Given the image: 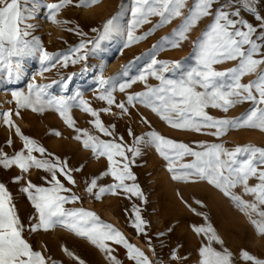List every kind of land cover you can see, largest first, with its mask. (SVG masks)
Listing matches in <instances>:
<instances>
[{
  "label": "rangeland",
  "instance_id": "obj_1",
  "mask_svg": "<svg viewBox=\"0 0 264 264\" xmlns=\"http://www.w3.org/2000/svg\"><path fill=\"white\" fill-rule=\"evenodd\" d=\"M58 2L59 0H39L41 7L37 9L35 18L28 21L35 25L33 35L40 38L44 50L57 54L71 55L70 49L83 41L86 48L81 54H86L87 59L75 64L69 62L67 67L55 62L54 67L46 64L48 71H43L38 56L26 59L18 78L15 71L9 76L6 69H0V150L9 157L19 151H25L26 154L23 148L24 141L17 135L15 127L3 122L2 114L10 112L11 120L20 128L21 133L46 150L43 155L33 152L34 156L38 159L66 161L67 169L72 170L71 175L75 184L68 183L64 176L58 173V179L66 188L71 189L62 195L70 197L74 194L80 198L75 202L66 203L65 209L83 208L94 212L100 221L111 224L129 243L143 251L151 264H199L201 260L199 250L207 246L209 240L204 233H197L194 229L208 225H211L222 241V243L212 241L211 247L216 251L223 252L226 249L231 253L232 264H251L242 258L243 251L264 260V235L257 232L250 222L249 214L241 211L231 197L225 196L207 180L196 176H191L187 180L173 179L174 175H182L185 171L181 165L191 163L194 157L185 155L183 158H176L174 153L170 152L169 155L174 160V170L169 171V161L160 155L154 144L144 142L147 140V134L155 131L168 139L187 144L194 151H202L199 147L201 142L223 143L229 150L249 144L264 148V131L251 128L233 129L217 138L206 134L214 131L212 129H204L202 132L175 129L144 104L127 103L129 95L147 90L144 82L137 81L124 92L119 91L120 83L130 82L147 67L154 52L153 46L160 44L162 38L169 36L181 23L182 17L156 28L151 35L130 47H124L134 0H99V3L91 7H78L80 0H72V3L62 8L57 15V19L62 23L54 24L47 19V9L43 5ZM191 5L192 0H189V6ZM258 10L264 13V4H259ZM184 11L187 13V8ZM243 15L250 22L256 23L251 14L245 12ZM113 16H118L123 34H114L110 39L101 41L100 47L94 50L95 41L103 32L104 23ZM159 20L158 16L149 17L147 23L136 29L135 35L143 36L148 33ZM209 22L210 18L203 19L180 47L166 46L163 50L155 51L156 59L183 61L186 66L192 64V42L200 36ZM236 64V61H228L216 65V68L224 71L235 67ZM126 65L127 76L118 75ZM101 74L105 79L116 77V90L112 93L116 103L111 106L106 101L98 99L102 92L98 83ZM69 76L71 80L67 79ZM256 78L255 73L245 75L242 83H248ZM62 80L68 84L66 89L59 83ZM53 81L58 83H52ZM33 82L38 85L51 84L48 91L56 96H74L77 92L81 93L83 99L99 112L102 123L112 130L114 135L105 136L97 130L91 123L94 117L80 107H73L70 111L75 127H69L53 109L35 112L31 108H18L12 92L18 90L27 92L28 84ZM147 85L155 87L159 85V81L149 76ZM107 87L106 85L105 88ZM121 102L128 108L127 113H123L116 106ZM109 107L110 111H102ZM252 107V102L246 101L230 107L226 113L211 107L206 111L214 118H236ZM76 129L86 130L89 135L100 140L115 141L126 148L140 149V154L135 156L132 152L126 151L129 161H132L130 168L135 180H127L125 183L138 185L143 194L142 198L117 190L115 195L106 192L100 199H96L94 194L86 191V187L94 178L97 180V187L93 193L98 192L101 187H109L116 181L110 173L103 175L109 171L107 157L95 154L90 147L85 148L83 140L87 137L81 133V139H76L78 135ZM57 132L59 135L54 134ZM141 137L144 141L136 144V138ZM50 176V173L35 167L24 173L15 165L10 168L0 165V183L5 185L26 229L29 223H34L38 219V214L21 188L29 181L36 186L50 187ZM16 177L22 179L17 181ZM256 183L258 181L255 178H250L249 186H255ZM231 192L246 202L252 203L255 200L254 195L244 192L243 185L231 189ZM134 208H139L140 216L145 221L144 231L140 233L133 226ZM260 210H264V206H260ZM252 218L259 217L252 214ZM24 237L34 250L42 252L48 264H80V261L84 264H113L107 252L93 245L88 239L79 237L59 225L48 231L26 230ZM106 243L112 249L111 255L115 256L120 264H135L134 260L129 259L127 249L123 245L113 241ZM65 249L73 253V256H69ZM173 253L178 258L173 259Z\"/></svg>",
  "mask_w": 264,
  "mask_h": 264
},
{
  "label": "snow or ice",
  "instance_id": "obj_2",
  "mask_svg": "<svg viewBox=\"0 0 264 264\" xmlns=\"http://www.w3.org/2000/svg\"><path fill=\"white\" fill-rule=\"evenodd\" d=\"M71 3L72 0H59L58 3L44 4L43 7L47 9V19L54 24L62 23L57 19V15L62 8ZM97 3L99 0H80L77 6L91 7ZM259 4H264V0H223V2L192 0L191 6H189V0H134V6L131 9L132 19L127 26L124 47H130L133 43L145 39L156 28L170 23L175 18L182 17V20L169 36L162 38L160 44L153 46L154 52L147 67L130 82L119 84L121 92L137 81H142L146 85L145 92L129 95L127 103L144 104L172 128L194 132L212 129L214 131L206 134L217 138L233 129L251 128L264 131V68H262L264 66V13L258 10ZM40 7L39 0H0V69H6L9 76L15 71L18 78L24 61L37 56L43 71L49 70L45 67L46 64L54 67L55 63H61L67 67L69 62L75 64L87 59L86 54H81V51L86 48L83 41L77 47L70 49L71 55L44 50L40 38L33 35L35 25L28 23L35 18L36 11ZM186 8L187 13L184 11ZM245 12L252 15L255 24L245 18L243 15ZM151 16H158L159 23L143 36L135 35L136 29L147 23ZM205 18H210V22L200 36L192 42V64L186 66L183 61L156 59L155 51L163 50L166 46L180 47L189 39V33ZM93 31L97 30L93 29ZM114 34H123L118 23V16H113L104 23L103 32L95 41L94 50L100 47L101 41L110 39ZM228 61H236L237 64L224 71L217 70L216 65ZM254 73L257 74L255 80L242 83L245 75ZM127 74L128 66L126 65L118 75L127 76ZM149 76L158 80L159 85L148 86ZM67 79L71 80V76ZM115 80L116 77L105 79L103 74L98 78L102 89L98 99L106 101L109 106L116 103L112 94L116 90ZM52 83H58V81ZM59 83L65 89L68 87L63 80ZM106 85L107 88H105ZM51 86V84L29 83L27 92L13 91L12 97L18 108H31L35 112H43L46 109L55 110L69 127H75V121L70 115L71 109L80 107L94 117L91 123L97 130L105 136L114 135V132L102 123L99 112L83 99L81 93L77 92L74 96H56L48 91ZM246 101L252 102L253 107L236 118H214L206 111L211 107L226 113L230 107ZM116 106L123 113L128 112L123 102ZM102 111L108 112L110 107ZM2 116L3 122L10 127H15L17 135L23 139L26 154L25 151H19L9 157L0 150V165L4 168L15 165L24 173L32 167L43 169L51 174L49 180L51 186H36L29 181L21 188L38 214V219L34 223H29L26 229L11 202V196L5 185L0 183V264H48L42 252L34 250L25 239L24 232L26 230L28 232L48 231L58 225L79 237L88 239L93 245L107 252L113 264H120V261L111 255L112 249L106 241L123 245L127 249L129 259L134 260L135 264H151L143 251L129 243L124 235L111 224L100 221L94 212L83 208L65 209L66 203L80 199L74 194L70 197L62 195V193L70 192L71 189L66 188L58 179V173L63 175L68 183L75 184L71 175L72 170L67 169V162L58 159L56 161L38 159L33 152L43 155L46 150L21 133L20 128L16 127L11 120L10 112L3 113ZM76 131L78 133L76 139H81V133L87 137L83 140L85 148L90 147L95 154L107 157L109 171L103 175L110 173L116 181L109 187H101L98 192L93 193L97 187V180L94 178L86 187V191L94 194L96 199H100L106 192L115 195L117 190L142 198L143 194L138 185L125 183L127 180H135L130 168L132 161H129L126 151L132 152L135 156L140 154V149L126 148L115 141L100 140L98 137L89 135L86 130L76 129ZM54 134L59 135L58 132ZM129 134L132 133L129 132ZM142 141L144 138H136L135 143L140 144ZM144 142L154 144L160 155L169 161V171L174 170V160L169 155L170 152L174 153L176 158H183L185 155L194 157L191 163L181 165L185 171L182 175H174L173 179L187 180L191 176H196L207 180L209 184L220 189L225 196L231 197L241 211L249 214L250 222L257 232L264 235V210H260V206H264V148L249 144L229 150L223 143L201 142L199 147L202 151H194L187 144L168 139L155 131L149 132ZM117 157L121 159H116ZM250 178H255L258 183L255 186H249ZM21 179L22 177H16L17 181ZM238 185L244 186L246 194L254 195L255 200L252 203L246 202L231 192V189ZM134 212L133 226L138 233L143 232L145 221L140 216L139 208H134ZM252 214L259 218H252ZM194 230L197 233H204L209 240V244L199 250L201 257L199 264H232L231 253L226 249L220 252L211 247L212 241L222 243L211 225L197 227ZM65 252L73 256V253L67 249ZM241 256L251 264H264V260L256 258L247 251H243ZM176 258L178 257L173 253V259ZM80 264L84 262L80 261Z\"/></svg>",
  "mask_w": 264,
  "mask_h": 264
}]
</instances>
